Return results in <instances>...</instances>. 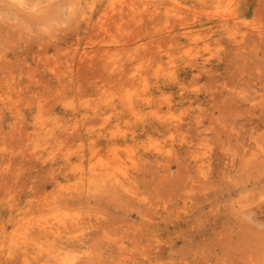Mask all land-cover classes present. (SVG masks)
<instances>
[{"label": "rangeland", "instance_id": "obj_1", "mask_svg": "<svg viewBox=\"0 0 264 264\" xmlns=\"http://www.w3.org/2000/svg\"><path fill=\"white\" fill-rule=\"evenodd\" d=\"M263 32L264 0H0V264H264Z\"/></svg>", "mask_w": 264, "mask_h": 264}, {"label": "bare ground", "instance_id": "obj_2", "mask_svg": "<svg viewBox=\"0 0 264 264\" xmlns=\"http://www.w3.org/2000/svg\"><path fill=\"white\" fill-rule=\"evenodd\" d=\"M116 1V0H115ZM4 2H5V0H4ZM10 2V1H9ZM14 2H15V0H14ZM62 2V1H61ZM5 4V3H4ZM23 4V3H22ZM3 5V4H2ZM10 5V4H9ZM31 5V4H30ZM10 6H12V5H10ZM19 6V5H18ZM32 6V5H31ZM69 6V5H68ZM22 7V6H21ZM200 7V6H199ZM15 8V7H14ZM19 8V7H18ZM39 8V7H38ZM204 8V7H203ZM40 9V8H39ZM28 11H30V10H28ZM49 11V10H48ZM193 11H195V10H193ZM11 12V11H10ZM9 12V13H10ZM24 12V11H23ZM31 12V11H30ZM30 12H28V14L30 13ZM50 12V11H49ZM6 13V12H5ZM4 13V14H5ZM15 13H16V11H15ZM32 13V12H31ZM37 13V12H36ZM79 13V12H78ZM17 14V13H16ZM54 14V13H53ZM34 15V14H33ZM39 15V14H38ZM82 15V14H81ZM13 16V15H12ZM78 16V15H77ZM83 16V15H82ZM49 18V17H48ZM51 18V17H50ZM207 18V17H206ZM4 19V18H3ZM42 19H43V17H42ZM39 20V19H38ZM44 20V19H43ZM42 20V21H43ZM30 21V20H29ZM88 21V20H87ZM201 23V22H200ZM33 24V23H32ZM212 24V23H211ZM164 27V26H163ZM169 31V30H168ZM264 33V32H263ZM167 34V33H166ZM192 35V34H191ZM77 37V36H76ZM8 38V37H7ZM160 39V38H159ZM187 42V41H186ZM45 47V46H44ZM39 48V47H38ZM1 50H2V48H1ZM202 57V56H201ZM37 65V64H36ZM205 68V67H204ZM13 69V68H12ZM27 70H28V68H27ZM26 70V71H27ZM38 70V69H37ZM206 70V69H205ZM4 72V71H3ZM33 72V71H32ZM38 72V71H37ZM212 72V71H211ZM40 73V72H39ZM35 74V73H34ZM21 75V74H20ZM29 75V74H28ZM31 75V74H30ZM3 76V75H2ZM184 96V95H183ZM188 98V97H187ZM192 100V99H191ZM264 100V99H263ZM192 106V105H191ZM139 114V113H138ZM182 119V118H181ZM194 118H192V120H193ZM168 121V120H167ZM190 121V120H189ZM169 122V121H168ZM197 124H198V122H197ZM176 125V124H175ZM195 125V124H194ZM199 125V124H198ZM192 127V126H191ZM225 128V127H224ZM57 134V133H56ZM42 135V134H41ZM56 138V137H55ZM58 138V137H57ZM186 151V150H185ZM186 154V153H185ZM134 156V155H133ZM160 158V157H159ZM173 160H175V159H173ZM177 160H179V159H177ZM249 160V159H248ZM255 163V162H254ZM253 164V163H252ZM248 167V166H247ZM109 168V167H108ZM96 170V169H95ZM249 173V172H248ZM117 174V173H116ZM114 176H116V175H114ZM126 181V180H125ZM96 186V185H95ZM94 187V186H93ZM125 187V186H124ZM190 208V207H189ZM219 212V211H218ZM25 216V215H24ZM218 216V215H217ZM68 221V220H67ZM57 223V222H56ZM62 226V225H61ZM60 226V227H61ZM259 226V225H258ZM56 232V231H55ZM42 233V232H41ZM57 237V236H56ZM89 263V262H88Z\"/></svg>", "mask_w": 264, "mask_h": 264}]
</instances>
